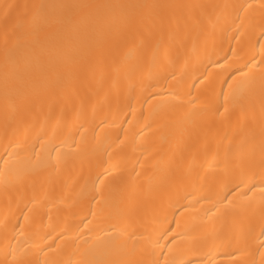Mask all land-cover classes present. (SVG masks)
<instances>
[{
	"label": "bare ground",
	"instance_id": "1",
	"mask_svg": "<svg viewBox=\"0 0 264 264\" xmlns=\"http://www.w3.org/2000/svg\"><path fill=\"white\" fill-rule=\"evenodd\" d=\"M0 264H264V0H0Z\"/></svg>",
	"mask_w": 264,
	"mask_h": 264
}]
</instances>
